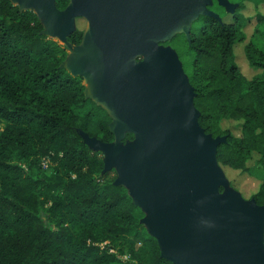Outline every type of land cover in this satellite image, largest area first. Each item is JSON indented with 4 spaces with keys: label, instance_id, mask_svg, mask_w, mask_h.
I'll return each instance as SVG.
<instances>
[{
    "label": "trees",
    "instance_id": "trees-1",
    "mask_svg": "<svg viewBox=\"0 0 264 264\" xmlns=\"http://www.w3.org/2000/svg\"><path fill=\"white\" fill-rule=\"evenodd\" d=\"M68 2L55 6L63 10ZM242 28V18L229 23L200 14L188 38L178 33L161 44L181 63L200 127L225 137L216 161L258 177L252 198L263 205L264 51ZM43 30L32 10L0 0V264H178L162 256L157 238L140 224L144 210L113 185L116 169H106L84 141L113 142L111 116L85 95L83 76L62 66L65 44ZM82 38L74 29L66 42L78 46ZM238 43L259 70L251 77L236 63ZM223 119L240 122L239 135L222 128ZM134 138L126 132L123 141ZM51 167L55 175H45Z\"/></svg>",
    "mask_w": 264,
    "mask_h": 264
},
{
    "label": "water",
    "instance_id": "water-1",
    "mask_svg": "<svg viewBox=\"0 0 264 264\" xmlns=\"http://www.w3.org/2000/svg\"><path fill=\"white\" fill-rule=\"evenodd\" d=\"M31 1L50 13L52 32H67L77 16L89 20L90 50L73 64L77 72L90 71L91 92H112L115 108L126 112L111 121L114 136L133 132L135 138L130 149L86 136L84 141L104 152L106 169L118 168L119 183L140 191L133 203L144 212L152 209L148 224L156 230L151 234L162 256L178 264H264V204L240 197L230 208L219 204L216 185L222 175L215 153L225 137L213 138L200 127L195 93L181 63L161 44L178 33L188 38L200 14L215 16L206 9L207 0H74V7L60 13L54 11L55 0ZM218 1L231 9L228 1ZM71 31L64 41L58 39L67 49L80 46L86 34L72 46L66 42ZM128 74L132 80L126 86Z\"/></svg>",
    "mask_w": 264,
    "mask_h": 264
},
{
    "label": "rangeland",
    "instance_id": "rangeland-1",
    "mask_svg": "<svg viewBox=\"0 0 264 264\" xmlns=\"http://www.w3.org/2000/svg\"><path fill=\"white\" fill-rule=\"evenodd\" d=\"M13 1L19 7L29 8L39 16V14L30 5V3H28L24 0H13ZM226 1H228L230 4L233 5L238 0H226ZM74 3H75L74 0H69L65 9L74 7ZM205 7H206V9L212 11V13L215 14V16L221 15L222 13H224L227 10V7L224 6L223 4H221L218 0H207ZM54 11L60 13L63 10L55 9ZM263 12H264V9H263ZM246 14H247V18L251 19V22H249L246 19L245 26H244L245 28L243 29V32L246 34L247 38L248 37L251 38V40L253 41L255 46H257L258 48H260L261 50L264 51V18L261 16V18H262V21H260L261 23L258 24L255 27V29H253V23L255 20V12H246ZM39 18L41 19L40 16H39ZM41 21H42V19H41ZM50 28H51L50 24L47 26L44 24L45 34L50 36V37H56L57 39H59L61 41H64L65 36H66L68 31H71L74 29L82 30L83 35L85 33H88V31L90 32L89 20H87L83 16L75 17L69 23L68 28H67V32H61V31L52 32L50 30ZM162 47L164 49L171 50L168 46H162ZM72 49H73L72 47L68 49V54H67V57H66L64 63H65V66L67 67V69L69 71H71L73 73H78L77 68L74 66L73 63L76 59H81V60L85 59V57L87 56L90 49L88 50V52L85 54L84 57L73 56ZM234 54L236 55V63L238 64L240 70L247 77H251L253 74H255L256 72L259 71L258 69H254L247 64L246 59L242 55V43L241 44L238 43L234 46ZM141 60H142V58L140 57V58H137L136 61L139 64ZM131 80H132V74H128L126 77H124L123 83L126 86H129L131 84ZM186 86H187V84H186ZM107 93H104V94H107ZM86 94L88 96L92 97L93 99H95L96 102H98V103H100L106 107V105L103 103V100L99 99L100 94H96V93L91 92L87 83H86ZM106 109L108 110L107 107H106ZM111 117H112L111 125H113L115 120L122 119L124 116L123 117H113L111 115ZM221 125H222V128L230 130L235 135H239V133H240V122L238 123L237 121H234V120L223 119L221 122ZM113 143L119 147H124L127 149H130L132 147V142L123 141V134L122 135H115V140ZM92 147H94L95 149H98L96 146H92ZM99 152L102 155L103 160L105 161L104 152L100 149H99ZM256 157H257V155L254 154L253 157L248 161V163H247L248 166H253L254 160L256 159ZM216 166L222 175V179L220 181H218L217 185H216V199L218 201L220 199H228V206L227 207L230 208L232 200L235 197H240L244 201H250L252 199V195L257 191L258 186H259L260 179L258 177H256L255 175H251V174L244 172V171L231 169V168L224 166L218 162H216ZM115 168L118 172V176L120 177V173L118 171V168L117 167H115ZM55 171L56 170L51 167L50 170L44 171L45 172L44 174L47 176H54ZM118 178L114 181V183H113L114 186L125 188L128 191V193L132 196L133 199H135L136 197L139 196L140 191L132 183H124V184L119 183ZM148 219H149V212L146 211V209H145V216L143 219H141L140 224L142 226H144L145 228H147V230L150 233H153L150 229L149 224H148ZM109 252H114V250L111 249ZM115 263L116 264H131L130 262H128L124 259L118 260Z\"/></svg>",
    "mask_w": 264,
    "mask_h": 264
},
{
    "label": "bare ground",
    "instance_id": "bare-ground-1",
    "mask_svg": "<svg viewBox=\"0 0 264 264\" xmlns=\"http://www.w3.org/2000/svg\"><path fill=\"white\" fill-rule=\"evenodd\" d=\"M32 3L31 5L35 8V10L37 11V13L40 15L42 21L46 24L49 25L50 24V13L45 11L43 6L38 5L35 1H31ZM91 42H90V38H89V34L86 33L83 42L81 43L80 46L73 48L72 49V53L73 56H78V57H84L85 54L88 52L89 48H90ZM78 72L81 73L87 84L88 87L90 88V90L93 89V84H92V79H91V73L89 70L87 69H78ZM100 100H103V103L106 105V107L108 108L109 112L111 113V115L113 117H123L125 116L126 112L122 111L120 109H116L114 104H115V99L113 98V94L112 92H108L106 95H100L99 97ZM219 204L222 206H227L228 205V199H220L219 200ZM146 211L149 212V219L151 218V214H152V209L150 208H146ZM148 219V220H149ZM151 231L156 234V230L153 226H150Z\"/></svg>",
    "mask_w": 264,
    "mask_h": 264
},
{
    "label": "flooded vegetation",
    "instance_id": "flooded-vegetation-1",
    "mask_svg": "<svg viewBox=\"0 0 264 264\" xmlns=\"http://www.w3.org/2000/svg\"><path fill=\"white\" fill-rule=\"evenodd\" d=\"M230 5H231V9L227 8V10L224 13H222L221 15H218V16L216 15L215 17H218L222 21L229 22V23L234 22L235 18H239V19L242 18L243 19V28L242 29L245 28L244 26H245L246 19L249 22H251V19L247 18L246 12H255V20L253 23V29H255V27L261 23L259 21V20L262 21L261 16L264 18V12H263L264 1L263 0H238L235 4H233V5L230 4ZM208 11H210V10H208ZM210 12H212V11H210ZM248 39L251 40L250 37H248ZM242 55L245 58L244 52H243V46H242ZM235 60H236V55H235Z\"/></svg>",
    "mask_w": 264,
    "mask_h": 264
},
{
    "label": "built area",
    "instance_id": "built-area-1",
    "mask_svg": "<svg viewBox=\"0 0 264 264\" xmlns=\"http://www.w3.org/2000/svg\"><path fill=\"white\" fill-rule=\"evenodd\" d=\"M42 166H43L44 168H46V167L48 166V160L43 159V160H42Z\"/></svg>",
    "mask_w": 264,
    "mask_h": 264
}]
</instances>
